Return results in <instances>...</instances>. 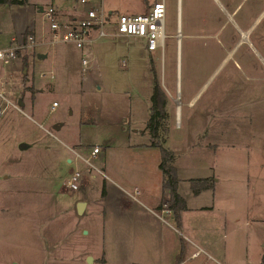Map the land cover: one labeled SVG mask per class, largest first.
Returning <instances> with one entry per match:
<instances>
[{"label":"crops","instance_id":"1","mask_svg":"<svg viewBox=\"0 0 264 264\" xmlns=\"http://www.w3.org/2000/svg\"><path fill=\"white\" fill-rule=\"evenodd\" d=\"M155 1L130 0V4L133 13H139ZM163 1L165 38L164 46L158 47L161 78L158 55L151 53L146 63L152 73V90L155 69L168 94L169 132H182L179 130L186 124L185 131L194 133L169 146L175 152L178 192L187 207L181 212L180 226L173 212L163 211L165 205L161 202L170 197V192L163 186L161 159L157 164L162 171L159 190L148 198L150 202L141 199L148 194V181L127 178L116 168L112 171L120 178L112 179L101 167L106 173H101L106 194L98 201L84 192L73 207L78 214L100 207L104 217L103 250L95 254L87 249L84 260L92 255L90 262L102 264H177L184 240L187 253L183 264L202 253L206 257L199 264H211L220 257L227 264H238L235 260L240 264H264V174L250 172L251 163L264 167V139L259 142L256 134L264 132V0ZM27 3L12 4L14 13L17 8L21 12L27 9ZM87 6L74 3L63 11L58 8L57 12L63 13H57V17L66 28L77 23ZM43 8L39 6L38 11ZM106 9L110 18L122 13L114 7ZM68 16L71 23L64 21ZM33 18L23 17V26L18 20L20 34L30 25L37 32ZM20 34L0 49L14 45ZM24 51L19 49L18 56L9 62L0 58V79L9 70L18 69ZM10 64L11 68L5 70ZM0 96L5 97L1 92ZM152 141L153 137L137 147H154ZM98 174L94 172L92 177ZM192 179H205L212 186L194 192ZM80 200L86 202L82 213L77 211ZM195 251H199L196 256Z\"/></svg>","mask_w":264,"mask_h":264},{"label":"rangeland","instance_id":"2","mask_svg":"<svg viewBox=\"0 0 264 264\" xmlns=\"http://www.w3.org/2000/svg\"><path fill=\"white\" fill-rule=\"evenodd\" d=\"M104 1L106 8L135 12L130 0ZM53 3L56 14L63 13L57 12L58 8L63 11L66 6L81 4L80 0H28L25 12L17 8L15 14L12 4L0 3V46L20 34L18 20L23 26V17L34 16L37 28L36 32L30 25L21 32V40L27 31L36 33L35 42L24 48L18 69L9 70L0 79V92L5 96H0V264H102L90 262L92 255L84 260L87 249L95 254L103 250L102 208L97 203L94 212L78 214L73 207L84 192L99 201L103 176L98 172L92 177L97 171L87 169L89 165L76 157V150L106 168L112 179L120 178L112 171L116 168L127 178L148 181L147 199L142 200L150 202L148 198L160 186V148L137 147L152 138L147 127L152 73L146 62L151 53L158 55L161 78L160 48L150 51L144 37L117 33L113 25L116 16H112L104 25L106 35L98 37L99 30L93 31L96 39L88 43L92 45L88 53L91 75L85 78L82 49L74 42H57L51 20L38 11L39 6L48 8ZM64 21L72 22L69 16ZM40 52L48 55L41 58ZM9 67L11 64L5 70ZM54 101L58 105L52 109ZM170 126L173 129L171 122ZM185 130L186 124L179 130L182 132H168L164 144L174 147L181 137L191 138L194 133ZM256 134L259 142L264 139V132ZM22 142L28 146L20 147ZM96 144L101 152L91 156ZM76 167L83 176L80 188L72 190L66 182ZM200 171L205 172L204 168ZM250 172L263 175L264 167L251 163ZM205 257L202 253L189 264L202 263Z\"/></svg>","mask_w":264,"mask_h":264},{"label":"built area","instance_id":"3","mask_svg":"<svg viewBox=\"0 0 264 264\" xmlns=\"http://www.w3.org/2000/svg\"><path fill=\"white\" fill-rule=\"evenodd\" d=\"M80 2L88 5L87 8L84 13L78 17L76 24L71 23L66 28L63 27V24L58 19L55 11L56 9L53 5H50L48 8H43V13L51 20L53 36L56 40L74 42L82 49L83 55L81 57V71L82 74L85 75V78H90L91 61L88 53L92 48V45L88 43H91L96 39L93 35V31L95 30H99L98 37L107 34V31L104 29V25L107 23V19L109 20L111 15L105 8L103 0H80ZM164 19L165 3L163 0H158L155 1L145 12L118 13L116 15V19H114L115 21L113 25L119 34L144 37L146 39L147 48L155 50L158 47L164 46ZM108 22H110V20ZM27 38V40H21L15 45L0 49V58L3 59L4 62H9L11 59L17 57L19 49L30 45L29 42H31V44L35 42L34 34L30 33ZM57 104L58 101H54L53 107ZM100 151V145H94L91 150V156L97 155ZM75 152L77 157L81 158L89 165L87 169L106 175L104 169L91 161L90 157L84 156L78 151ZM82 176L83 171L76 167L66 182L67 186L72 190L79 189ZM135 191L137 192V189H135ZM163 211L165 213L172 212L168 206H165ZM198 253L199 251H195L193 255L196 256ZM215 261L217 264H227L217 258H215Z\"/></svg>","mask_w":264,"mask_h":264},{"label":"trees","instance_id":"4","mask_svg":"<svg viewBox=\"0 0 264 264\" xmlns=\"http://www.w3.org/2000/svg\"><path fill=\"white\" fill-rule=\"evenodd\" d=\"M28 0H0V3L7 4H18L27 3ZM27 31V30H26ZM32 31L25 32V40H27L28 35ZM26 73V72H25ZM154 82H153V92H152V105L150 116L147 120V127L149 128L153 141L151 145L158 146L161 151V161L160 168L164 173V188H168L170 192V197L168 199H163L161 206H168L173 210L174 221L177 226L181 223V212L187 207L185 198L178 192L179 174L178 168L175 164V152L173 149L165 145L166 136L169 132V110L168 103L169 97L164 90L157 74L156 70L153 69ZM192 186L194 192H199L202 188H208L212 186L211 182L205 179H192ZM106 194V189L103 187L102 195ZM187 253V244L184 240H181L180 249L177 254V264H183Z\"/></svg>","mask_w":264,"mask_h":264},{"label":"water","instance_id":"5","mask_svg":"<svg viewBox=\"0 0 264 264\" xmlns=\"http://www.w3.org/2000/svg\"><path fill=\"white\" fill-rule=\"evenodd\" d=\"M38 56H39V57H45V53H39ZM24 72H26V67L24 68ZM19 104H20V105H23L24 102H23L22 100H20V101H19ZM27 146H28V144L25 143V142H22V143L20 144V147H27ZM85 204H86V202H85L84 200H80V201H78V203H77V211H78L79 213H82V212H83V210H84V208H85ZM89 260H92V257H91V256L89 257Z\"/></svg>","mask_w":264,"mask_h":264}]
</instances>
